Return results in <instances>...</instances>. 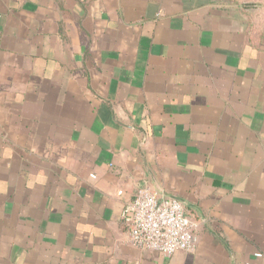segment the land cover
Masks as SVG:
<instances>
[{
    "label": "crops",
    "instance_id": "0c3cea01",
    "mask_svg": "<svg viewBox=\"0 0 264 264\" xmlns=\"http://www.w3.org/2000/svg\"><path fill=\"white\" fill-rule=\"evenodd\" d=\"M244 3L0 0V264H264V1ZM144 187L186 205L195 252L132 246Z\"/></svg>",
    "mask_w": 264,
    "mask_h": 264
},
{
    "label": "built area",
    "instance_id": "2783aa9c",
    "mask_svg": "<svg viewBox=\"0 0 264 264\" xmlns=\"http://www.w3.org/2000/svg\"><path fill=\"white\" fill-rule=\"evenodd\" d=\"M122 224L130 243L140 250L171 258L197 248V224L179 199L161 197L151 188H140L122 210ZM257 257H261L257 254Z\"/></svg>",
    "mask_w": 264,
    "mask_h": 264
},
{
    "label": "trees",
    "instance_id": "16d2710c",
    "mask_svg": "<svg viewBox=\"0 0 264 264\" xmlns=\"http://www.w3.org/2000/svg\"><path fill=\"white\" fill-rule=\"evenodd\" d=\"M231 1H234L235 4H239V5L245 6V7H248L251 4V3L245 4L244 2H247L245 0H231Z\"/></svg>",
    "mask_w": 264,
    "mask_h": 264
},
{
    "label": "rangeland",
    "instance_id": "374dc122",
    "mask_svg": "<svg viewBox=\"0 0 264 264\" xmlns=\"http://www.w3.org/2000/svg\"><path fill=\"white\" fill-rule=\"evenodd\" d=\"M245 1H248V2H260V1H264V0H245Z\"/></svg>",
    "mask_w": 264,
    "mask_h": 264
}]
</instances>
